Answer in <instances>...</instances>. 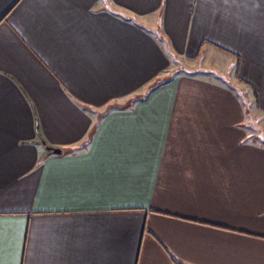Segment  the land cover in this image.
Listing matches in <instances>:
<instances>
[{"label": "crops", "instance_id": "1", "mask_svg": "<svg viewBox=\"0 0 264 264\" xmlns=\"http://www.w3.org/2000/svg\"><path fill=\"white\" fill-rule=\"evenodd\" d=\"M248 92L264 0H0V264H264Z\"/></svg>", "mask_w": 264, "mask_h": 264}, {"label": "rangeland", "instance_id": "2", "mask_svg": "<svg viewBox=\"0 0 264 264\" xmlns=\"http://www.w3.org/2000/svg\"><path fill=\"white\" fill-rule=\"evenodd\" d=\"M208 61L209 60L206 57V59L197 60L195 63L201 69L208 70V69H204V68L208 67L207 64H210L209 66H211V64H213V61H210V63ZM179 63L183 67H185L187 69H190L191 68V66H189V65H184V63L182 61H180ZM192 74L198 75L199 73L194 72ZM170 76L172 77L173 75H170ZM246 101H247L246 102L247 103V108H246V114H247L246 115V123H247V121L249 119L252 122L250 124L249 123L246 124L245 131L248 132V134H249V136H250L251 139H252V136L250 135V132L252 133L253 137L257 139V138H259V136L262 137L260 131L262 133L264 132V112L262 111V109H260L259 102L255 99V97L253 96V94L251 92H248V97H247V100ZM253 133H255V134H253ZM257 133H259V135H257Z\"/></svg>", "mask_w": 264, "mask_h": 264}, {"label": "water", "instance_id": "3", "mask_svg": "<svg viewBox=\"0 0 264 264\" xmlns=\"http://www.w3.org/2000/svg\"><path fill=\"white\" fill-rule=\"evenodd\" d=\"M42 145L44 146V149L51 155V154H61L62 150L60 149H56V148H51L49 146H46L44 143H42Z\"/></svg>", "mask_w": 264, "mask_h": 264}, {"label": "trees", "instance_id": "4", "mask_svg": "<svg viewBox=\"0 0 264 264\" xmlns=\"http://www.w3.org/2000/svg\"><path fill=\"white\" fill-rule=\"evenodd\" d=\"M174 76V75H173ZM173 76L171 77V79L173 78ZM41 141V143H44L42 140H40ZM45 144V143H44ZM46 145V144H45ZM47 146V145H46ZM46 154H47V156H49L50 154L46 151Z\"/></svg>", "mask_w": 264, "mask_h": 264}]
</instances>
